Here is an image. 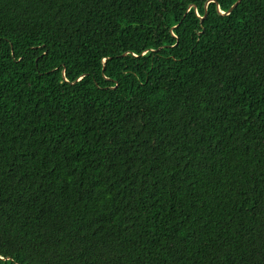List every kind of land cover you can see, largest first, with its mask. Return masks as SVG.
Wrapping results in <instances>:
<instances>
[{"label": "trees", "instance_id": "16d2710c", "mask_svg": "<svg viewBox=\"0 0 264 264\" xmlns=\"http://www.w3.org/2000/svg\"><path fill=\"white\" fill-rule=\"evenodd\" d=\"M237 2L0 0V264H264V0Z\"/></svg>", "mask_w": 264, "mask_h": 264}, {"label": "water", "instance_id": "95a60500", "mask_svg": "<svg viewBox=\"0 0 264 264\" xmlns=\"http://www.w3.org/2000/svg\"><path fill=\"white\" fill-rule=\"evenodd\" d=\"M241 2V0H239V2H237L233 7H232V9H231V11L236 7V6H238V4ZM223 14V13H222Z\"/></svg>", "mask_w": 264, "mask_h": 264}]
</instances>
